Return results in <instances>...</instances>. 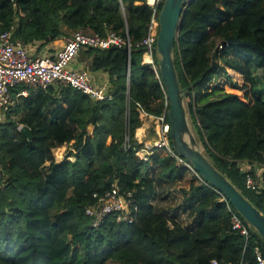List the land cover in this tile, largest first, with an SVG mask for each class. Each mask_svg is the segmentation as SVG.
<instances>
[{
	"label": "trees",
	"instance_id": "trees-1",
	"mask_svg": "<svg viewBox=\"0 0 264 264\" xmlns=\"http://www.w3.org/2000/svg\"><path fill=\"white\" fill-rule=\"evenodd\" d=\"M151 19L146 0H0V34L15 26L14 39L36 44L39 51L86 27L101 35L113 27L129 35L132 44L130 54L82 50L92 72L109 73L112 101L95 103L66 87L16 98L0 128V264L243 260L245 240L232 230L226 197L163 152L154 153L148 163L121 149L128 105L133 139L141 129L138 108L160 117L165 107L161 74L158 79L143 65L145 49L137 46L147 37ZM231 38L264 48V0H192L181 22L175 66L204 154L264 214V192L246 189L241 168L244 162H263L264 97L257 91L254 70L264 72V56L249 47L218 49ZM228 71L244 78V96H222V89H211L217 74ZM21 126L32 130V142ZM72 142L76 159L71 149L63 148L58 159L70 160L57 163L53 149ZM134 144L143 146L135 139ZM153 168L178 199L174 211L193 217V229L155 212ZM114 184L122 192H136L138 219L127 224L110 218L94 229L85 208L93 204L94 193L109 191ZM253 239L264 251L258 232ZM244 259L256 264L251 249Z\"/></svg>",
	"mask_w": 264,
	"mask_h": 264
},
{
	"label": "built area",
	"instance_id": "built-area-1",
	"mask_svg": "<svg viewBox=\"0 0 264 264\" xmlns=\"http://www.w3.org/2000/svg\"><path fill=\"white\" fill-rule=\"evenodd\" d=\"M165 0H146L152 11V19L147 37L137 46H142L145 51L143 65H148L155 70L156 77L160 79V69L155 63L157 39L160 31V13ZM15 26L9 31L0 34V128L7 121L10 110L15 105L16 98L28 97L31 93L47 92L52 87H66L75 89L89 97L95 103L112 101L114 98L110 86L97 85L90 73L86 70H75L72 63L84 48L95 50L118 49L131 52L132 44L129 35L122 36L113 27H106L105 35L96 33L89 27L81 28L70 37L64 38V45L55 55L38 54V45L27 44L14 39ZM222 49V48H220ZM149 54L153 62L145 63L144 56ZM129 76V75H128ZM20 90L16 96L15 91ZM164 110L157 117L159 140L153 146L143 145L136 147L130 130V109L126 112V132L121 143L124 152L134 151L135 155L144 162L151 163V156L156 152H163L175 158L180 164L194 170L192 164L182 158L173 148L171 141V125L168 121L170 102L165 91ZM21 129V127H20ZM246 178L247 190L261 194L264 192V156L263 162H244L241 165ZM256 170H255V169ZM93 204L85 208V214L90 219L91 227L101 228L108 219L113 218L117 223L134 224L139 215V205L136 192H122L117 184L104 193L92 195ZM228 211L231 214V227L235 233L244 237V254L240 264H247L244 257L248 249L252 250L256 264H264V251L257 240H254L256 230L240 215V213L224 198ZM253 228V229H252ZM253 242V245H251ZM211 264H222L213 260ZM231 264V263H229Z\"/></svg>",
	"mask_w": 264,
	"mask_h": 264
},
{
	"label": "water",
	"instance_id": "water-1",
	"mask_svg": "<svg viewBox=\"0 0 264 264\" xmlns=\"http://www.w3.org/2000/svg\"><path fill=\"white\" fill-rule=\"evenodd\" d=\"M192 0H165L160 13V31L157 39V52L160 56L159 69L170 102L168 121L171 125V141L174 150L188 162L196 173L212 188L221 193L240 213V215L260 235L264 243V214L250 202L244 194L208 159L197 147L194 136L190 134L185 106V91L181 89L174 60V50L178 42L181 22L188 4ZM249 47L264 56V48L248 41L231 38L223 41V47ZM155 72L154 69H152ZM208 71L203 74V78ZM130 75V68H128ZM198 83V82H197ZM195 83V84H197ZM194 87H190L191 89ZM22 133L32 142L33 133L27 126L21 127ZM189 134V141L184 138Z\"/></svg>",
	"mask_w": 264,
	"mask_h": 264
},
{
	"label": "rangeland",
	"instance_id": "rangeland-1",
	"mask_svg": "<svg viewBox=\"0 0 264 264\" xmlns=\"http://www.w3.org/2000/svg\"><path fill=\"white\" fill-rule=\"evenodd\" d=\"M155 57H156V61L158 62L156 65L157 67H159L160 56L159 54H156ZM254 76L257 81V91L264 97V72L254 70ZM243 84H244L243 77L235 75L232 71H228V74H224L222 72L218 73L217 76L212 81L210 87L211 89L217 88V87L219 89H222L223 91L221 94L222 96H224L225 94H239L241 96H244L246 91L243 88ZM185 106H186V111H187V116H188V125H189L190 134L194 136L197 147L203 153H205L204 147L202 145V142L200 140L196 127L194 125V122L190 114L186 100H185ZM22 116L23 114L20 117ZM141 129L137 131V134L140 133ZM184 138L186 139V141H189V134L186 133L184 135ZM73 144L74 142L64 145L62 147H57L53 149V154H54V157L57 163L70 160L68 156L64 157L62 160H59L58 154L61 152L63 148L65 149L67 148L66 150L72 149V152H70L69 154H75L73 150L74 149ZM73 156L75 157V155ZM46 165H47L46 167H49L50 164L47 163ZM151 179L154 181V183L156 184L155 186L157 188V193L153 201L155 212L157 214L164 215L168 217L169 219L180 222L181 225L188 230L193 229V227L195 226V221L193 217L189 215V213H182V212L174 211V207L176 206L178 199L173 194V192H171L170 183L164 181L161 178L160 171L158 169L153 168L151 170Z\"/></svg>",
	"mask_w": 264,
	"mask_h": 264
},
{
	"label": "crops",
	"instance_id": "crops-1",
	"mask_svg": "<svg viewBox=\"0 0 264 264\" xmlns=\"http://www.w3.org/2000/svg\"><path fill=\"white\" fill-rule=\"evenodd\" d=\"M63 45H64V38L63 39H60V40H57L55 42L50 43L49 45H47L44 48H42L40 51H39L40 48L38 47L37 48L38 54L55 55L57 53V51ZM90 63L91 62H90V59L88 57H82V51H81L80 54L78 55V57L75 59V61L72 63L71 66L75 70H86V71H88L90 73V75L92 76V79L94 80V82L97 85H99V86H105V85H107V86H110L111 89H113V86H112V82L110 80L109 73H107L105 71H102V72H92L90 70ZM138 110L140 112V116H139V120L141 122V127L140 128H142V129L144 128L146 130L145 131H144V129L143 130H140V133H141V131H144V134L142 135L141 138H138L137 137V130L139 128L136 130V132H135L136 141L138 143H140V144H146V145L153 146L159 140V137H158V134H159L158 132L159 131L158 130H160V127H159V124L157 122L158 118L155 117V116H152V115H149V114L143 112L141 110V108H138ZM25 114L26 113H23V116ZM109 141H111V139H109ZM73 150H74V153H75L73 155H75V159H76L77 151L75 150V147H74ZM155 188H156V186H155ZM156 193H157V188H156Z\"/></svg>",
	"mask_w": 264,
	"mask_h": 264
},
{
	"label": "bare ground",
	"instance_id": "bare-ground-1",
	"mask_svg": "<svg viewBox=\"0 0 264 264\" xmlns=\"http://www.w3.org/2000/svg\"><path fill=\"white\" fill-rule=\"evenodd\" d=\"M144 59H145V63H152L153 62V59H152V57L149 55V54H146L145 56H144ZM142 130V129H141ZM146 129H144V131H145ZM144 131H141V133H139V135L137 134V137L138 138H141L142 137V135L144 134ZM159 131V130H158ZM159 133V132H158ZM157 136V135H156Z\"/></svg>",
	"mask_w": 264,
	"mask_h": 264
}]
</instances>
